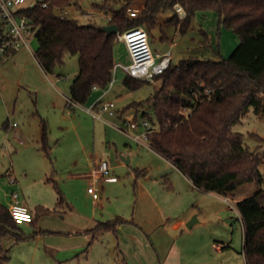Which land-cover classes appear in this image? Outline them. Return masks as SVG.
Returning <instances> with one entry per match:
<instances>
[{
    "label": "rangeland",
    "instance_id": "374dc122",
    "mask_svg": "<svg viewBox=\"0 0 264 264\" xmlns=\"http://www.w3.org/2000/svg\"><path fill=\"white\" fill-rule=\"evenodd\" d=\"M37 1L26 0L22 7ZM103 1L72 0L66 7V16L80 24L104 27L109 24L111 14L97 6ZM124 3L125 0H111L114 8ZM170 14L171 11L159 14L167 39H160V27L151 33L148 31L153 50L160 53L170 50L173 63L190 56L227 58L240 42L232 29L220 26L219 14L214 9L197 12L185 33L177 31L167 20ZM31 45L36 50L35 36H31ZM114 56L116 63L130 62L123 43H116ZM78 70V57L68 55L64 64L56 67L51 80L33 52L25 48L10 49L1 56L0 204L9 207L5 194L15 190L21 198L27 199L25 203L30 208L39 200L54 209L58 206L56 183L64 197L63 205L57 208L59 211L42 214L35 224L21 225L28 236L26 240L16 242L13 237L6 238L5 247L11 256L8 264H118L113 234L98 232L90 243V235L85 230L98 221L117 217L130 219L144 228L154 227L162 222L163 211L173 224L192 210L202 214L200 222L189 227L188 223L194 220L191 217L176 233L186 241L198 239L200 245L187 251L184 264H246L242 226L230 202L236 204L257 186L245 184L226 196L227 199L200 192L169 160L125 131L140 133L141 122L146 120L143 111L153 115L147 102L161 80L145 82L131 90L124 84L126 72L119 67L113 72L114 84L102 89L100 98L94 99L97 93L93 92L88 103H83L89 106L99 99L112 101L114 115L102 112L101 118H93L84 106L72 110L67 106L66 96H70V83ZM140 101L145 103L143 107L129 106ZM128 121L137 122L139 126L129 128ZM233 129L243 133L244 142L252 151L262 154L264 174V116L252 108ZM52 140H56L53 145ZM45 145L49 153L43 149ZM104 159L109 161L110 175H114L116 181L87 175ZM143 170L146 175L137 174ZM165 174L170 187L163 182ZM89 187L95 188L97 197L88 191ZM135 223L127 224L121 232L124 244L130 247L128 261L143 264L141 258L138 263L136 259L145 254L142 251V255L137 256L128 239ZM173 231L175 233L176 229ZM223 242L231 246L216 250L213 244Z\"/></svg>",
    "mask_w": 264,
    "mask_h": 264
},
{
    "label": "trees",
    "instance_id": "16d2710c",
    "mask_svg": "<svg viewBox=\"0 0 264 264\" xmlns=\"http://www.w3.org/2000/svg\"><path fill=\"white\" fill-rule=\"evenodd\" d=\"M45 1L47 6L38 0L19 8L17 13L27 17L36 30L35 56L46 72L53 74L68 55L78 57L79 70L69 94L72 99L85 103L93 87L105 89L113 78L118 35H109L96 24H80L62 15L60 11L72 0ZM137 1L140 0H125L122 6L114 8L111 0H104L97 6L110 12L109 24H116L119 30L146 24L150 33L154 28H161L159 12L171 11L168 21L177 31L185 33L197 12L214 9L219 14L220 26L232 29L239 36V44L227 58L190 56L177 63L172 61L155 79L161 80V84L147 102L153 115L144 110L143 116L149 122L151 148L174 164L194 188L229 196L245 184L257 186L253 193L237 200L236 205L243 225L242 252L246 262L264 264L262 154L252 151L245 144L243 133L233 129L252 108L264 116V0H142L141 12L130 18L128 8L134 7ZM176 5L185 9V16L180 17ZM4 32L5 22L0 19V33ZM161 34L162 38L166 37L162 28ZM145 82L129 75L124 78V84L131 90ZM207 89L210 93H206ZM144 104L140 101L129 106L138 109ZM43 149L49 153L48 146ZM163 182L170 187L167 176ZM56 185L58 206L54 209L36 206L32 223L44 213L59 211L57 208L63 205L64 197ZM126 222L130 221L124 218L100 221L87 230L92 235L91 242L98 232L111 231L118 236V226ZM7 237L17 242L28 238L8 207L0 204V264L10 259L5 247ZM117 262L128 264L125 259Z\"/></svg>",
    "mask_w": 264,
    "mask_h": 264
},
{
    "label": "built area",
    "instance_id": "2783aa9c",
    "mask_svg": "<svg viewBox=\"0 0 264 264\" xmlns=\"http://www.w3.org/2000/svg\"><path fill=\"white\" fill-rule=\"evenodd\" d=\"M25 1L26 0H0V19L5 22V32L3 34L0 33V59L1 56H3V54H5L8 50L11 49L16 51L21 47H26L33 52V54H35V50L31 45V36H35L36 30L33 28L27 17L18 15L17 13L18 9L22 7ZM42 5L47 6L48 3L45 0H42ZM176 11L180 15L185 14V9L181 5H176ZM140 12L141 9L138 7H129L127 11L130 18L137 17ZM60 13L66 16V8L61 10ZM117 35L118 40L123 42L127 50L130 62L128 64L120 62L116 63L114 73L119 67H121L127 75L133 78L153 82L157 76L163 74L170 66L172 62V52L168 50L160 53L153 50L150 42V33L146 24L123 28L122 30H118ZM114 77L115 76H113L110 81L108 85L109 87L114 84ZM210 91V89H207L206 93H210ZM66 98L67 105H69V107L84 106L83 103L72 99L70 96H66ZM84 108L87 113L93 116V118H101L102 112H109L111 115L115 114V103L112 101L105 102L102 99L97 100L89 106H84ZM128 126L133 129L137 128L139 124L137 122L128 121ZM141 126L144 128L141 134H131L128 130L125 131L138 142L149 141V133L151 132L149 129V122L147 120H143L141 122ZM109 172V162L107 160H103L98 167L94 169L93 176L95 178L108 180L107 176ZM12 182H15V179H12ZM88 191L91 192L94 197H97L94 187H89ZM8 195V209L15 222L19 225L31 223L34 215L26 205L21 203L19 193L13 190ZM230 205L233 209H236L241 220L237 205L231 202Z\"/></svg>",
    "mask_w": 264,
    "mask_h": 264
},
{
    "label": "crops",
    "instance_id": "0c3cea01",
    "mask_svg": "<svg viewBox=\"0 0 264 264\" xmlns=\"http://www.w3.org/2000/svg\"><path fill=\"white\" fill-rule=\"evenodd\" d=\"M143 5H144L143 1L140 0V1L136 2L135 7H138V8H140L142 10L143 9ZM159 14H160V12L157 14V18H158V21H159L160 25H162L160 20H159ZM171 15L172 14H170V17H171ZM183 16H185V14L180 15V17H183ZM165 38L166 39L168 38L167 35H166ZM165 38H162V34H161L160 39L162 40V39H165ZM118 42L119 43H123L120 40H118ZM22 48L27 49L26 47H22ZM20 49H18V50H20ZM18 50H16V51H18ZM27 50L30 51L29 49H27ZM125 50H126V48H125ZM126 52H127V50H126ZM34 56H35V54H34ZM35 58H36V56H35ZM41 68H42V66H41ZM42 70L45 72V74H46V76L48 78L53 80L52 74L46 72L43 68H42ZM70 85H71V83H70ZM105 89H107V88H105ZM101 90H102V88H100V87H97V86L93 87L92 93L93 92L97 93V96H95L94 99L100 98L102 96V94H100ZM87 103H88V101L85 102V104H87ZM71 109L75 110L76 108L72 107ZM143 130H144V128L141 127L140 133H135V134H141L143 132ZM54 143H56V140H52L51 144L53 145ZM140 143H144L145 145H147L148 147L151 148L149 141H141ZM127 160L129 161V159H127ZM97 167H95V168H97ZM109 167H110V164H109ZM175 168L178 169L176 166H175ZM94 169H93V171H94ZM93 171L88 173L87 175L91 176V177H94L93 176ZM179 172H181V171L179 170ZM110 174H111V167H110V172H109V174L107 176L108 180H106V181H111V182L112 181H116V177L114 175H110ZM181 174L185 178H187L182 172H181ZM165 176L168 177L167 174L163 175V177H165ZM50 178H52V177H49V179ZM187 180L191 183V181L188 178H187ZM168 181H169V177H168ZM191 185L194 188L192 183H191ZM199 191L203 192V193H208L210 195H215V196H219V197H222L224 199H227L226 196H224V195H222L220 193H217V192H205V191H202V190H199ZM8 194L9 193H7L5 195H6V198L8 199V202H9V195ZM19 198H20L21 203L28 207V205L25 203V200H27V199L25 197L21 198L20 195H19ZM39 202H40L39 200H36V201L33 202L32 208L28 207L32 211L33 215L35 214V207L36 206H38V205L45 206L44 204L49 205V203H46V202H43L44 204H41ZM37 203H39V204H37ZM201 215L202 214L200 212L196 213L194 210H192V211L188 212L187 214L182 215L181 217H178V220L176 222H174L173 224H170V222H169L170 220H169L168 216H166L164 214V211H163L162 212V217H161L162 218V220H161L162 222L160 224H158V225H155L154 227L151 226V227L144 228V227L138 225L137 223L133 222L132 220L127 219L130 222H126V223L120 224L118 226V236H116L111 231H107V232H111L113 234L115 240H116L117 244H116V249L115 250H116V253H117V260H122V259L124 260L125 259L128 264H133L132 262L130 263L128 261V258L126 257L127 254L130 252V247L129 246L127 247L124 244V240H123L124 239V234H122L121 231L124 230L123 228H125L124 226H126L127 224L135 223L136 227L133 228V230H131V232H130L131 234L128 236V239H129V241L130 240L132 241V242L131 241L130 242H131V244L133 243V246L135 248V252L137 253V256L138 255H142V251L145 254V256L142 255L138 259H136L137 263H138V260L141 258V262L143 264H184V263H186L185 262L186 261V256L185 255L187 254V251L189 249H191V248L198 247L200 245V240H198V239L196 240V239L191 238V241H186V240H184L182 238L180 239V237L178 236V234L176 232L179 230L180 227H183L185 225V223H188L189 222L188 220L191 217H193V219H194V222H193V224L191 226V227H193L196 223L200 222ZM117 218H124V217H117ZM124 219H126V218H124ZM239 221H240V224H241L242 230H243V225H242V222H241L240 218H239ZM99 222L100 221H98L97 223H99ZM31 223H24V224H31ZM24 224H21V225H24ZM174 229H176L175 233L173 231ZM87 230H85V233L90 235V238L92 239V235L89 234L87 232ZM119 232H120V234H119ZM182 232H185V229H182ZM125 243L128 244V242H125ZM215 244H217V245H215ZM213 245L215 246L216 250H218V251H223L224 249L229 248L231 246L229 242H223V244L214 243ZM223 245H224V247H223ZM134 248L132 247V252H133ZM10 259H11V256H10ZM10 259L6 262V264H8ZM245 262H246V258H245ZM246 264H247V262H246Z\"/></svg>",
    "mask_w": 264,
    "mask_h": 264
},
{
    "label": "water",
    "instance_id": "95a60500",
    "mask_svg": "<svg viewBox=\"0 0 264 264\" xmlns=\"http://www.w3.org/2000/svg\"><path fill=\"white\" fill-rule=\"evenodd\" d=\"M103 28V30L104 31H106L107 32V34H117L118 33V27H117V25L116 24H108V25H106V26H104V27H102ZM51 143H52V141H51ZM128 161V160H127ZM193 222H194V220H192V221H190L189 223H188V225H189V227H191L192 226V224H193Z\"/></svg>",
    "mask_w": 264,
    "mask_h": 264
}]
</instances>
